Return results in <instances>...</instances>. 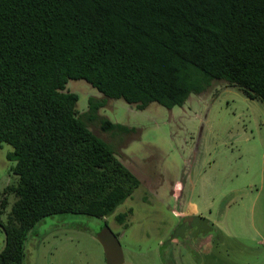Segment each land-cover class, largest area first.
<instances>
[{
  "label": "trees",
  "instance_id": "trees-1",
  "mask_svg": "<svg viewBox=\"0 0 264 264\" xmlns=\"http://www.w3.org/2000/svg\"><path fill=\"white\" fill-rule=\"evenodd\" d=\"M78 80L137 110L180 107L214 81L264 104V0H0V144L14 163L0 264H24L27 234L45 217L103 218L140 187L87 122L129 128L99 118L94 97L79 113L67 89Z\"/></svg>",
  "mask_w": 264,
  "mask_h": 264
},
{
  "label": "rangeland",
  "instance_id": "rangeland-1",
  "mask_svg": "<svg viewBox=\"0 0 264 264\" xmlns=\"http://www.w3.org/2000/svg\"><path fill=\"white\" fill-rule=\"evenodd\" d=\"M67 89L78 96L79 113L94 97L104 101L99 118L129 128L128 133L104 132L98 119L87 122L140 187L103 218L45 217L25 242L24 264H105L96 238L105 226L117 236L124 264H264V104L219 81L171 110L156 103L137 110L121 99H105L83 80L69 81ZM10 151L0 144V200L12 178ZM7 197L11 206L14 196ZM129 209L123 228L114 217ZM198 211L215 225L201 241L208 245L186 236L165 253L159 250L172 237L176 214Z\"/></svg>",
  "mask_w": 264,
  "mask_h": 264
},
{
  "label": "flooded vegetation",
  "instance_id": "flooded-vegetation-1",
  "mask_svg": "<svg viewBox=\"0 0 264 264\" xmlns=\"http://www.w3.org/2000/svg\"><path fill=\"white\" fill-rule=\"evenodd\" d=\"M230 88H233V87H230ZM235 89L237 90V88H235ZM248 188H249V186H248ZM178 193L180 194L181 191L178 192ZM172 194L174 195V192ZM180 197L178 198V201L180 200ZM262 197H263V191H262ZM188 203L192 204L191 202H188ZM129 210L131 211V209H129ZM176 215H177L178 221L176 222L177 225L174 226L171 229L170 236H172V237H171V239H170V241H169V243L167 245H166V241L162 242L161 245H160V249L159 250H162V248H163V253H165V251H166V249L168 247H172V246H174L177 243L176 241L178 240V237L185 238L186 236L195 237V238L200 239L201 247H204V246L208 245V243L204 244L201 241L204 240V239H208L209 231H212L214 226H215V225H213V223L210 224L209 220L204 215L199 213V211L198 212H193L191 214H185V215L182 214L181 212H178ZM114 220H115V218H114ZM124 224H126V220H125V223H122V224H119V225L122 226L123 228H126V227H124ZM193 232H200V233H193ZM29 234H30V232L27 234L26 241H27V239L29 237ZM114 236L116 237L117 241L119 242L117 236L115 234H114ZM210 239L212 240V237H210ZM119 244H120V242H119ZM120 246H121V244H120ZM170 257H171V253H170ZM105 264H106V261H105ZM123 264H124V261H123Z\"/></svg>",
  "mask_w": 264,
  "mask_h": 264
},
{
  "label": "water",
  "instance_id": "water-1",
  "mask_svg": "<svg viewBox=\"0 0 264 264\" xmlns=\"http://www.w3.org/2000/svg\"><path fill=\"white\" fill-rule=\"evenodd\" d=\"M262 191L264 204V163L262 168ZM0 231L3 237L2 245L0 247L1 254L7 246V232L1 224ZM96 238L104 251L106 264H123L124 257L122 248L114 234L107 226L101 229V231L96 235Z\"/></svg>",
  "mask_w": 264,
  "mask_h": 264
},
{
  "label": "crops",
  "instance_id": "crops-1",
  "mask_svg": "<svg viewBox=\"0 0 264 264\" xmlns=\"http://www.w3.org/2000/svg\"><path fill=\"white\" fill-rule=\"evenodd\" d=\"M1 241H2V240L0 239V245H1Z\"/></svg>",
  "mask_w": 264,
  "mask_h": 264
}]
</instances>
